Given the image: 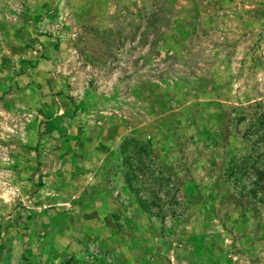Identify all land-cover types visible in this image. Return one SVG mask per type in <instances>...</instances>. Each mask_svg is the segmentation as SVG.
<instances>
[{"label": "rangeland", "instance_id": "374dc122", "mask_svg": "<svg viewBox=\"0 0 264 264\" xmlns=\"http://www.w3.org/2000/svg\"><path fill=\"white\" fill-rule=\"evenodd\" d=\"M263 111L264 0H0V264H264Z\"/></svg>", "mask_w": 264, "mask_h": 264}, {"label": "trees", "instance_id": "16d2710c", "mask_svg": "<svg viewBox=\"0 0 264 264\" xmlns=\"http://www.w3.org/2000/svg\"><path fill=\"white\" fill-rule=\"evenodd\" d=\"M256 117L251 119L248 125L247 135H255L251 146L245 150V154L240 155V157L232 164L229 168L230 172L234 176H240V180H248L249 190L247 194L254 199L257 203L264 205V111L255 114ZM254 117V116H253ZM118 153L125 157L127 161L131 158L136 159V165L138 167H132L131 163L128 164V175L127 178L129 186L134 180H139L138 175L136 174V169L143 167L146 170L152 172L153 176L155 175V169L153 167V156L148 149V147L139 139L135 137H126L120 144ZM233 160V158H232ZM230 164V165H231ZM232 174V175H233ZM161 174L159 175V177ZM162 178V177H160ZM156 181L161 182L157 177ZM141 205L145 206V203L140 201ZM161 210V209H160ZM77 260L74 258H69L65 260L62 264H77Z\"/></svg>", "mask_w": 264, "mask_h": 264}]
</instances>
